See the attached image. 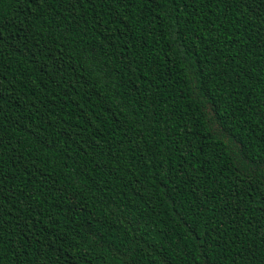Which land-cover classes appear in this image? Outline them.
I'll return each instance as SVG.
<instances>
[{"label":"trees","instance_id":"1","mask_svg":"<svg viewBox=\"0 0 264 264\" xmlns=\"http://www.w3.org/2000/svg\"><path fill=\"white\" fill-rule=\"evenodd\" d=\"M0 264H264V0H0Z\"/></svg>","mask_w":264,"mask_h":264}]
</instances>
